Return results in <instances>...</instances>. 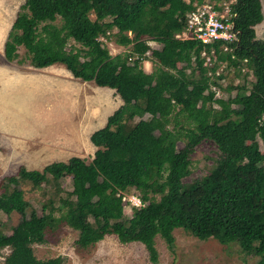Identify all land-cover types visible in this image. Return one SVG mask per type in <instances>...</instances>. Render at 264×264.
Instances as JSON below:
<instances>
[{"label":"trees","instance_id":"1","mask_svg":"<svg viewBox=\"0 0 264 264\" xmlns=\"http://www.w3.org/2000/svg\"><path fill=\"white\" fill-rule=\"evenodd\" d=\"M203 2L217 0H24L6 35L4 58L35 68L61 63L73 77L113 89L122 103L91 133V161L71 156L41 170L21 165L1 178L0 249L9 248L2 264H65L61 256L39 259L32 248L64 225L78 231L81 247L107 234L141 242L152 262L155 237L172 249L173 230L183 228L200 240L236 244L259 257L254 264H264V153L255 142L259 136L264 145V39L255 30L262 2H231L238 39L226 42L227 50L219 46L224 42L175 37ZM109 35L127 49L112 55L101 40ZM70 40L78 45L71 51ZM149 40L159 47L150 49ZM149 58L155 67L146 71L142 63ZM221 63L239 68L242 83L225 87L237 89L235 98L216 93L222 91ZM249 66L256 81L248 89ZM175 107L192 127H170ZM180 135L185 143L178 148ZM203 140L214 143L217 155L207 173L188 181L191 155ZM63 177L71 189L61 187ZM23 187L41 189V213ZM132 188L141 205L127 217L122 196ZM13 213L20 218L8 233L1 215Z\"/></svg>","mask_w":264,"mask_h":264},{"label":"rangeland","instance_id":"2","mask_svg":"<svg viewBox=\"0 0 264 264\" xmlns=\"http://www.w3.org/2000/svg\"><path fill=\"white\" fill-rule=\"evenodd\" d=\"M23 2L24 0H0V180L5 175L14 174L21 165L27 169L41 170L50 162H66L75 155L86 162L91 161L96 147L89 138L85 140V144L82 141L74 144L72 135L61 130L58 103L64 100L67 102L69 99L63 90L68 88L74 90L75 102L81 101L85 105L99 104L101 119L93 122L91 125L93 130L103 127L107 115L109 116L122 103L121 97L113 89L99 86L94 81H83L73 77L61 63L35 68L28 62L17 64L4 58L3 45L6 35ZM231 2L233 0H217L215 4H219L221 10H225ZM261 2L263 19L255 25V30L257 37L264 39V0ZM90 16L94 17L93 14ZM54 23L60 25L61 19L57 18ZM101 40L112 55L127 49L117 44L111 35ZM148 44L150 49L159 47V44L152 40H149ZM74 47L78 45L73 40L68 41L67 49L71 51ZM150 51H147V56H150ZM24 52V49L20 48L23 56ZM207 57L205 63L209 62L210 58ZM142 65L146 71L155 67L151 58L144 60ZM180 66L178 64V68ZM238 70L239 68L226 66L224 63L219 64L218 71H222L224 77L220 80L222 91L217 90V95L223 92L225 98L236 97V88L225 91V87L238 86L242 83V76H238ZM246 73V85L249 89L256 81L254 67L249 66ZM169 124L175 131L180 129V132L192 127L186 115L178 112V107L173 110ZM180 136L177 141L178 148L185 143L184 136ZM255 142L264 153V145L259 136ZM216 155V147L212 141L200 142L191 155V174L186 180L207 173ZM263 164L264 161L259 163ZM60 181L64 190L71 189L68 177H63ZM23 188L25 198L29 199L41 213L38 203L41 189L30 192L26 187ZM138 196V191L133 188L125 194L128 203L129 198L139 199ZM158 198V194L149 196L150 200ZM130 206L125 204L124 207L127 217L133 211L129 209ZM8 217L1 215L2 220L6 221V232L9 233L10 227L18 222L20 215L13 213ZM173 235L175 240L172 249L162 237L159 235L155 237L156 262L151 261L143 243L137 241L122 243L114 234H107L102 240L88 247H81L76 243L78 231L65 225L53 234L47 235L45 242L32 244V248L34 255L39 259L61 256L65 264H254L259 258L242 253L236 244L225 245L212 237L200 240L183 228H175ZM8 253L9 248L0 249V264Z\"/></svg>","mask_w":264,"mask_h":264},{"label":"built area","instance_id":"3","mask_svg":"<svg viewBox=\"0 0 264 264\" xmlns=\"http://www.w3.org/2000/svg\"><path fill=\"white\" fill-rule=\"evenodd\" d=\"M214 2H203L196 6L187 17L186 27L175 34V37L180 39H193L202 44H214L217 42H224L219 44L220 48L227 50L229 46L227 43L235 42L237 38V31L235 30L230 8L227 6L225 10H221ZM213 52V50H211ZM208 59L210 57H207ZM210 62V59L208 60ZM125 204H130L131 210L133 207L141 205L140 199L135 197L129 198L127 202L125 194L122 196ZM132 212V211H131Z\"/></svg>","mask_w":264,"mask_h":264},{"label":"crops","instance_id":"4","mask_svg":"<svg viewBox=\"0 0 264 264\" xmlns=\"http://www.w3.org/2000/svg\"><path fill=\"white\" fill-rule=\"evenodd\" d=\"M63 91L69 99L67 102L64 100L58 103V111L61 116V130L63 132H69L72 135L71 139L74 144L80 141L85 144V140H88V138L90 140V135L95 130H93L91 125L95 120L101 119V109L98 107L99 104L85 105L84 102L81 101L75 102L73 101L74 90L68 88ZM67 92L69 94H67Z\"/></svg>","mask_w":264,"mask_h":264}]
</instances>
